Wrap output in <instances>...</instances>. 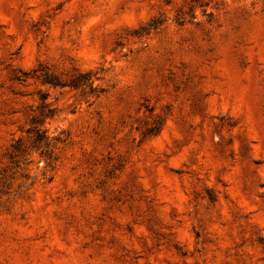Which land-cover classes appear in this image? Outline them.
Masks as SVG:
<instances>
[{
    "label": "rangeland",
    "instance_id": "374dc122",
    "mask_svg": "<svg viewBox=\"0 0 264 264\" xmlns=\"http://www.w3.org/2000/svg\"><path fill=\"white\" fill-rule=\"evenodd\" d=\"M0 264H264V0H0Z\"/></svg>",
    "mask_w": 264,
    "mask_h": 264
},
{
    "label": "trees",
    "instance_id": "16d2710c",
    "mask_svg": "<svg viewBox=\"0 0 264 264\" xmlns=\"http://www.w3.org/2000/svg\"><path fill=\"white\" fill-rule=\"evenodd\" d=\"M81 74V73H80ZM80 76L88 77L90 76V73L82 74ZM46 83L52 84V85H60V83L57 81V79L53 76H49L45 80Z\"/></svg>",
    "mask_w": 264,
    "mask_h": 264
}]
</instances>
